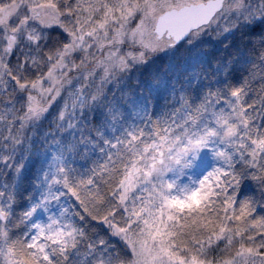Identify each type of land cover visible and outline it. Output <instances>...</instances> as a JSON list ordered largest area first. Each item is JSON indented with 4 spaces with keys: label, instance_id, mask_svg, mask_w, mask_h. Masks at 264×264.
<instances>
[{
    "label": "snow or ice",
    "instance_id": "6c2138e0",
    "mask_svg": "<svg viewBox=\"0 0 264 264\" xmlns=\"http://www.w3.org/2000/svg\"><path fill=\"white\" fill-rule=\"evenodd\" d=\"M0 264H264V0H0Z\"/></svg>",
    "mask_w": 264,
    "mask_h": 264
}]
</instances>
